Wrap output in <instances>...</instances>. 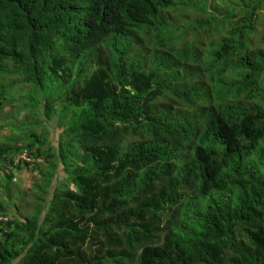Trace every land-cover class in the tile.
<instances>
[{"label":"trees","instance_id":"16d2710c","mask_svg":"<svg viewBox=\"0 0 264 264\" xmlns=\"http://www.w3.org/2000/svg\"><path fill=\"white\" fill-rule=\"evenodd\" d=\"M220 1L0 0V108L27 88L0 180L17 154L40 161L31 214L3 213L0 264H264V0ZM180 29L223 35L174 51ZM147 41L169 49L128 63Z\"/></svg>","mask_w":264,"mask_h":264},{"label":"rangeland","instance_id":"374dc122","mask_svg":"<svg viewBox=\"0 0 264 264\" xmlns=\"http://www.w3.org/2000/svg\"><path fill=\"white\" fill-rule=\"evenodd\" d=\"M174 2L175 5L177 6H185V4H190L192 6H195L196 8H198L199 10H204L206 13L210 12V8L213 7L214 5H216V8H220L225 6L223 3H221L220 0H172ZM223 2L226 3V0H223ZM227 5H229L230 3H226ZM172 16V19L174 21L172 30H174L177 26H180V22L178 21V18H176V14L175 13H170ZM207 16H213L214 19H211L210 21H208L206 24L213 26L215 24H220V23H226L227 24V18L225 16H217L214 12H212V15L207 14ZM264 17V6L262 5L259 9H257V15H256V19L257 22L254 25V27L257 29L256 30V34L254 35L253 38V42L258 44V36H264V30L260 27V18ZM191 18V15H188V18L186 17V20H189ZM145 28V27H144ZM217 30H224V28H217ZM175 35L181 36L179 38H175L172 42H169V45L172 44L174 47V51L179 49L180 46H182L183 44H186L192 40H197L198 46L202 47L204 46V43H200L203 42L207 39H211L212 41L216 40L217 38H219L221 35H217L215 37H212L210 35L209 29H208V35H200L199 33H196L194 31V29H189V30H185V29H180L178 30ZM149 37L152 38V34H147L146 35V39L148 40ZM117 49H120V44H117ZM155 47H157V49L159 50V52H166L169 49V46H159L155 43H152L151 41H147V42H143L141 45H132L131 47V51L126 55V59L128 61V63H131L133 56L135 54L138 55H143V56H148L150 53L147 51H152L153 49H155ZM149 58L151 60H153L155 58L154 54H151L149 56ZM146 66L148 68H152L150 66V63L146 62ZM194 80V79H193ZM193 80L189 83L191 84L193 82ZM189 82V81H188ZM187 84V85H189ZM25 92H27V88H25V86L23 85H14L12 91L7 92L9 97L7 98L8 101H6L4 103V105H2V107L0 108V139H4L5 136L10 135L9 134V128H10V124L8 125H3V120L4 119H8L9 121H14L16 122V127L15 130H17L19 127V123L22 121V119H24L25 115H24V111L20 109V104L22 102V99L19 97L20 95H24ZM23 123V121H22ZM33 126V125H32ZM48 127L50 130H46V133H50L49 138L51 139H55V137L52 136H56L57 135V130H59L58 128L55 127V125L53 124V122L48 124ZM24 130H29L31 127L29 126H24L22 127ZM36 131H41L42 129L39 126H36ZM48 133V134H49ZM18 135L22 136V132H19ZM57 162L59 161L58 158H56ZM40 161H35V165H30V167L36 168V164H38ZM59 163V162H58ZM19 166H22L20 163H18ZM41 164V163H40ZM42 165V164H41ZM18 166V167H19ZM18 167H16L15 170L18 169ZM27 168V167H25ZM61 168V170H60ZM14 173V172H13ZM14 173V178L16 179ZM58 177L63 176L62 173V165L59 164L58 165V172H57ZM37 179V175H35V180ZM56 184L55 181H53L52 183V187L50 189V191H53V187ZM17 189L19 188V183L17 182V180H15V182L13 184ZM7 184V180L6 179H2L0 180V189L1 192L0 194L5 196V193H11L12 188ZM71 189H74L73 186H70ZM31 190L28 193H24V197H22L23 200H25L23 202V207H20V204H16V197L15 202L13 203L14 208L17 210V212H20V210L24 211L25 214H31V206H32V200H33V187L30 188ZM3 190H7V192L3 193ZM22 190V188H21ZM15 196H17V194H15ZM8 208L11 209L12 206L8 205ZM12 216H14V211L12 210V212L10 213ZM10 218V217H9ZM1 223V222H0Z\"/></svg>","mask_w":264,"mask_h":264},{"label":"crops","instance_id":"0c3cea01","mask_svg":"<svg viewBox=\"0 0 264 264\" xmlns=\"http://www.w3.org/2000/svg\"><path fill=\"white\" fill-rule=\"evenodd\" d=\"M45 165V163H44ZM19 165H17L18 167ZM16 168V167H15ZM61 170V168H60ZM16 174V180L19 183V188L17 189L18 195L15 196L16 197V204H20V207H23V202L25 200L22 199L23 194H21V192L24 191H30L31 187H33V183L35 181V175L37 174L36 172V168H31L30 165L25 168V166H19L17 170H15ZM58 176V175H57ZM22 188V190H21ZM15 202V199L9 197V196H3L0 194V211L2 213H4L7 217L11 218V212H12V208L9 209L8 205L12 206L13 203Z\"/></svg>","mask_w":264,"mask_h":264},{"label":"built area","instance_id":"2783aa9c","mask_svg":"<svg viewBox=\"0 0 264 264\" xmlns=\"http://www.w3.org/2000/svg\"><path fill=\"white\" fill-rule=\"evenodd\" d=\"M19 161H24V162H29V158L27 157V154L25 153H20L16 155L15 162ZM6 219L3 216H0V222L5 221Z\"/></svg>","mask_w":264,"mask_h":264},{"label":"clouds","instance_id":"9594fccd","mask_svg":"<svg viewBox=\"0 0 264 264\" xmlns=\"http://www.w3.org/2000/svg\"><path fill=\"white\" fill-rule=\"evenodd\" d=\"M19 162H20V161H19ZM19 162H17V163H19ZM70 189H71V188H70ZM0 216H3L6 220L8 219L6 216L3 215V213H2L1 211H0ZM6 220H5V221H6Z\"/></svg>","mask_w":264,"mask_h":264}]
</instances>
